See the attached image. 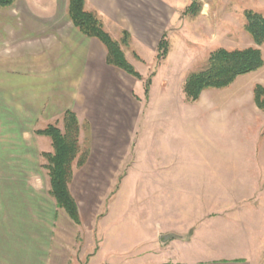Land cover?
<instances>
[{"label": "rangeland", "instance_id": "1", "mask_svg": "<svg viewBox=\"0 0 264 264\" xmlns=\"http://www.w3.org/2000/svg\"><path fill=\"white\" fill-rule=\"evenodd\" d=\"M192 1L87 0L88 9L100 2L111 10L105 28L116 39L125 25L139 29L137 18L115 20L123 4L131 5L148 24L147 38L164 35L167 51L155 44L143 49L131 36L123 48L141 79L113 75L101 111L91 108L81 116V142L90 155L84 165H74L70 183L82 223L60 233L69 264H119L135 254H157L159 233L181 224L184 210L187 228L200 207L205 213L236 206V194L264 177L261 148L256 149L264 145V110L252 92L256 83L264 85V66L231 87L204 90L196 101L183 91L187 75L204 67L212 50L254 45L244 29V11L264 14V0H199L196 16L185 13ZM42 123L37 128L62 127V115ZM30 136L35 153L20 167L25 180L14 183L40 196L42 205H54L42 155L52 150L51 140ZM6 183L0 180V187Z\"/></svg>", "mask_w": 264, "mask_h": 264}, {"label": "crops", "instance_id": "2", "mask_svg": "<svg viewBox=\"0 0 264 264\" xmlns=\"http://www.w3.org/2000/svg\"><path fill=\"white\" fill-rule=\"evenodd\" d=\"M94 9L107 26L111 10L100 2ZM116 14L115 20L137 18L139 29H123L143 49L159 44L160 36L147 38L148 24L131 5L123 4ZM106 54L98 39L73 24L66 0H16L0 7V180L7 182L6 189L0 187V264H69L60 233L62 227L73 231L78 224L56 202L42 205L40 196H30L23 183H15L25 180L20 167L30 164L27 156L35 153L30 134L46 137L36 133L39 124L67 109L80 119L85 110L101 111L113 75L135 78L109 65ZM259 148L264 162V145ZM260 172L264 175V168ZM255 181L264 177L236 194V206L205 213L200 207L196 222L187 228L184 210L181 224L159 233L157 254H135L119 264H264V183ZM168 232L180 237L163 244L160 235Z\"/></svg>", "mask_w": 264, "mask_h": 264}, {"label": "trees", "instance_id": "3", "mask_svg": "<svg viewBox=\"0 0 264 264\" xmlns=\"http://www.w3.org/2000/svg\"><path fill=\"white\" fill-rule=\"evenodd\" d=\"M16 0H0V7H9ZM202 3L193 0L185 10L186 14L196 16L200 13ZM68 14L73 24L86 36L98 39L106 48V62L127 74L141 79V74L128 59L123 46L129 47L131 33L123 29L120 39L114 38L105 28L101 14L95 9L87 8V0H68ZM244 29L251 36L254 45L229 49L218 47L209 53L206 65L190 72L183 84V91L188 101H196L206 89H224L229 87L241 75L257 71L264 66V14L254 9L244 11ZM158 49L166 52L163 35ZM152 83L148 79L146 89ZM255 104L264 110V85L256 83L253 88ZM82 124L76 111L67 109L62 115V127L48 123L36 129V133L49 137L52 150L43 151L44 164L50 183V195L56 205L63 209L78 225L82 219L79 204L73 195L70 183L74 175V165H84L90 155V147L81 142Z\"/></svg>", "mask_w": 264, "mask_h": 264}, {"label": "water", "instance_id": "4", "mask_svg": "<svg viewBox=\"0 0 264 264\" xmlns=\"http://www.w3.org/2000/svg\"><path fill=\"white\" fill-rule=\"evenodd\" d=\"M180 237V235L174 233V232H168V233H163L160 235V241L165 244L167 243L169 240L173 239V238H178Z\"/></svg>", "mask_w": 264, "mask_h": 264}]
</instances>
